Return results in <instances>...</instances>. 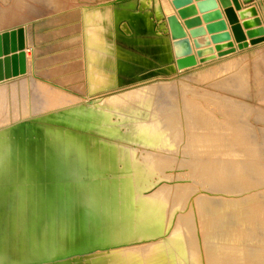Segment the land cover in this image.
Segmentation results:
<instances>
[{
    "label": "bare ground",
    "instance_id": "1",
    "mask_svg": "<svg viewBox=\"0 0 264 264\" xmlns=\"http://www.w3.org/2000/svg\"><path fill=\"white\" fill-rule=\"evenodd\" d=\"M71 1L82 4L48 21L78 19L83 30L61 41V52L37 53L43 47L29 41L30 13ZM15 5L26 26L28 69L0 83L34 71L59 85L34 77L0 89V264H264V125L259 139L236 103L199 92L188 79L120 85L121 72L155 60L108 35H129L128 17L135 41H146L163 62L173 57L178 76L198 70L200 78L264 41L239 48L236 40L235 52L206 62L197 56L196 65L179 68L173 0H0V13L15 15ZM165 29L169 42L153 36L147 45L144 33ZM236 81L244 85L242 76ZM35 118L72 174L53 196L21 178L19 125ZM254 119L264 124V111Z\"/></svg>",
    "mask_w": 264,
    "mask_h": 264
},
{
    "label": "water",
    "instance_id": "2",
    "mask_svg": "<svg viewBox=\"0 0 264 264\" xmlns=\"http://www.w3.org/2000/svg\"><path fill=\"white\" fill-rule=\"evenodd\" d=\"M221 1L227 7L226 13L232 23V31L239 42V48L264 41V25L258 16L256 4L242 10L240 0ZM260 1L264 4V0ZM173 3L178 14L169 16V22L175 39L173 45L179 68L196 65L198 57L201 62H206L237 51L232 31L218 0H197L196 3L194 0H173ZM233 3L235 8L230 6ZM235 9L239 10L242 18H254L240 23ZM199 11L202 12L201 15L198 14ZM194 48H197L196 53ZM27 69L26 26L20 23L0 32V80L26 73ZM19 134L21 178L38 185L39 194L46 188L51 196L56 194L55 186L59 188L61 178L67 183L71 182L70 169L60 162L56 148L47 141L45 130L36 118L21 122Z\"/></svg>",
    "mask_w": 264,
    "mask_h": 264
},
{
    "label": "rangeland",
    "instance_id": "3",
    "mask_svg": "<svg viewBox=\"0 0 264 264\" xmlns=\"http://www.w3.org/2000/svg\"><path fill=\"white\" fill-rule=\"evenodd\" d=\"M71 2H69V4L67 3L68 6L63 9L58 10L55 8H50V10L52 11H49L48 13L44 14V17L37 16L36 13H30V17H28L26 20L28 21L29 41L30 43H33L32 45H35L37 47H39L40 45V47H43L37 50V53L40 52V54L43 55L46 54V52H48L49 50H51V53L56 52L57 54V52H61V49L57 47V45H59L61 41L70 39L76 34L81 33V31L83 30L82 23L79 21V24H75L78 19L64 20L56 24H51L48 21V18L50 16L57 15L58 12H66L70 8H80L82 4L80 2ZM38 5L40 7L43 6L40 3ZM14 8L16 9L15 15H13L11 9L6 13L2 12L4 14L0 13V19H2L0 27L7 25H9L8 27H10L11 25H18L22 23L23 19H21V8L17 7L16 5L14 6ZM151 8L154 10L157 8V5L154 4L151 6ZM27 12H29V10H27ZM163 17L164 14H162L161 18L157 17V19L163 20ZM42 19L44 21L39 27V22H41ZM124 22L128 23L130 26L131 31L128 32L129 35H132V29L133 34H139L137 32H134L135 26L132 25V22L128 17L124 18ZM67 26L70 27V30H65L64 32H61L59 30ZM53 31H55L54 35ZM150 34L151 33H144V35L146 36H149ZM129 35L125 36L119 33L116 34V36L114 37L112 32H110V35H108V37L110 40H116V42L123 47L129 49H136L137 52L145 53L147 51L145 49L146 41L137 42L131 35V37ZM39 36H43L44 38L38 39ZM151 36H161L165 41L169 42L167 29H165L162 33H152ZM53 46V49H48V47ZM80 58H83L82 55ZM153 59H156V67L149 69L148 67H139V65H136V67L130 71L121 72L122 80L120 82V85H128L131 83L134 84L145 80H151L159 76L171 77L172 80H177L179 82L181 79H188L191 84L193 83V87L199 92L202 90H208L209 92L225 97L231 100L232 102L236 103V108L246 114L248 119L255 124V129L256 132H258L257 135L259 136V139L263 138V133L260 130V126L264 124L256 122L254 116L257 110L264 111V43L257 46H249L248 48L244 49V51L240 52L238 55L212 64L214 65V67L210 69L213 70L214 73H210V75L206 78L198 77V70H190L178 76L175 70L172 69V67H166V62H163L159 58H154V56ZM65 60L67 59L57 58L53 61L61 64ZM240 76L243 77L244 85L242 86H239V81H236ZM34 77H39L38 79L45 80L54 86L59 85V81L56 77L45 78L41 74H37L34 71H30V73L20 76L19 78H14L6 82L0 83V89L3 87L11 86L20 80H31ZM192 77L193 79H191ZM61 87L66 90L73 91L81 95L83 98H87L88 96V92H78V90L69 85V83H64Z\"/></svg>",
    "mask_w": 264,
    "mask_h": 264
},
{
    "label": "crops",
    "instance_id": "4",
    "mask_svg": "<svg viewBox=\"0 0 264 264\" xmlns=\"http://www.w3.org/2000/svg\"><path fill=\"white\" fill-rule=\"evenodd\" d=\"M194 2L196 3L197 2V0H194ZM218 2H219V7L223 10V12H224V18L227 20V22H228V26H229V29L232 31V23L230 22V20H229V18H228V15H227V13H226V8L227 7H225L224 5H223V3H222V1L221 0H218ZM240 2H241V4H242V10H245V9H247L248 7H250L251 5H253V4H256V6H257V8H258V12H259V14H258V16L262 19V21H263V25H264V4L260 1V0H240ZM231 7H234L235 8V5H234V3L232 4V5H230ZM236 10V13L238 14V16H239V10L238 9H235ZM198 14L199 15H201L202 14V12H198ZM252 18H254V16H246V17H244V18H242L241 16H239V19H240V23H243L245 20H250V19H252ZM124 21V17H123V19H122V22ZM204 25H206V22H204L203 23ZM252 28H256V27H252ZM244 30L245 31H247V28H244ZM232 38H233V40L235 41V43L237 44V41H236V38H235V36H234V33H233V31H232ZM151 37H153V36H151V35H149V39H150V41L148 42V44L147 45H149L150 47H152L153 46V44L155 43L154 41H152V38ZM121 46V45H120ZM257 46V45H256ZM123 47V46H122ZM124 49H127V50H129V51H131V52H137L136 51V49H129V48H126V47H123ZM242 51H244V49L242 50ZM137 53H140V52H137ZM140 54H143V55H146V56H148V57H150V58H152L153 59V56H154V54L152 53V52H150L149 50H147L145 53H140ZM153 54V55H152ZM154 58H155V56H154ZM231 58V57H230ZM227 59H229V58H227ZM153 60H155V64H153V65H142V66H144V67H148L149 69H151V68H153V67H156L157 65H156V59H153ZM226 60V59H225ZM223 61V60H222ZM173 63V57L171 58V62H166V67H171V65L170 64H172ZM136 65H141V64H139V63H136ZM163 65V64H162Z\"/></svg>",
    "mask_w": 264,
    "mask_h": 264
}]
</instances>
